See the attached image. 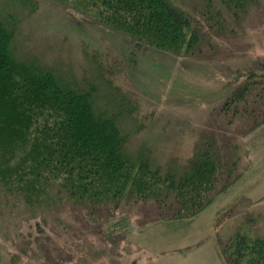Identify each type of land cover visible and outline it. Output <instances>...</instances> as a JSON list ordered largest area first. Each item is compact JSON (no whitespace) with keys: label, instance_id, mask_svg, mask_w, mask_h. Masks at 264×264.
<instances>
[{"label":"rangeland","instance_id":"rangeland-1","mask_svg":"<svg viewBox=\"0 0 264 264\" xmlns=\"http://www.w3.org/2000/svg\"><path fill=\"white\" fill-rule=\"evenodd\" d=\"M3 1L0 11L19 19L11 44L19 71L51 72L75 89L93 80L101 84L94 108L109 114L120 109L105 80L125 95L118 121L131 159L181 174L208 141L221 162L236 168L227 189L219 184L211 203L182 219L159 214L152 203L31 208L4 180L27 164L36 143L12 106L21 112L33 101L6 94V86L0 89V264H227L223 249L236 233L264 238V0L245 6L171 0L188 19L189 51L147 47L100 24L94 11L75 9L74 0H8L7 9ZM246 83L243 100L229 102Z\"/></svg>","mask_w":264,"mask_h":264},{"label":"trees","instance_id":"trees-1","mask_svg":"<svg viewBox=\"0 0 264 264\" xmlns=\"http://www.w3.org/2000/svg\"><path fill=\"white\" fill-rule=\"evenodd\" d=\"M222 1L245 6L252 0ZM74 4L75 9L94 11L100 24L147 47L163 51L190 49L188 19L171 0H74ZM2 5L10 8V1L4 0ZM2 13L0 89L7 86L6 94L33 101L21 112V105L12 107L20 120L30 124L36 141L27 151V164L4 181L16 184L31 208L41 203L67 202L88 211L103 209L111 202L115 208L121 203H152L159 214L165 211L169 218L182 219L198 214L211 203L219 184L222 191L227 189L236 163L221 162L214 142L200 144L181 174L165 166L163 170L153 168L143 157L127 156L123 151L127 136L120 132L118 121L126 106L125 95L112 81L105 80L104 88L120 95H113L120 110L109 114L94 108L101 84L93 80L83 89H75L59 83L51 72L27 67L19 71L11 54L19 19L11 11ZM14 74L18 79L11 82ZM247 91L246 83L230 96L229 102L243 100ZM127 110L133 111L130 107ZM229 243L223 249L227 264H264V238L236 233Z\"/></svg>","mask_w":264,"mask_h":264}]
</instances>
